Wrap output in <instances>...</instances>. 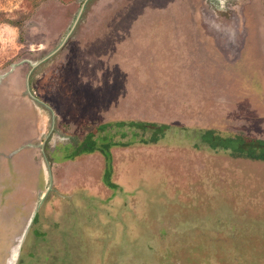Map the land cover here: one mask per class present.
<instances>
[{
    "label": "rangeland",
    "instance_id": "374dc122",
    "mask_svg": "<svg viewBox=\"0 0 264 264\" xmlns=\"http://www.w3.org/2000/svg\"><path fill=\"white\" fill-rule=\"evenodd\" d=\"M0 96V264H264V0H0Z\"/></svg>",
    "mask_w": 264,
    "mask_h": 264
},
{
    "label": "trees",
    "instance_id": "16d2710c",
    "mask_svg": "<svg viewBox=\"0 0 264 264\" xmlns=\"http://www.w3.org/2000/svg\"><path fill=\"white\" fill-rule=\"evenodd\" d=\"M163 126V125H161ZM107 127V128H106ZM118 127H122L124 129H142L145 130L147 128L149 129H157L160 126L154 123H141V122H135V121H129V122H115V123H108L107 125H101L96 128V138L94 137V140H92V133L88 137H85V140L87 141V147L85 149L83 148L81 150V153H92L94 150H97L100 152L104 158L105 161V167H106V177L108 178V172H110L111 167V153L110 148L113 146L122 145L118 141H113L109 135L106 137H100L101 131L108 133L112 129H117ZM205 132V136L203 137V140L211 147H218V145L228 147L231 149L229 152L230 156L234 157H244L251 160H260L264 161V141L260 139H253V138H246L239 135H230L225 138H221L218 140L216 135L212 132ZM124 136V134H122ZM208 137H210L208 139ZM246 139V140H245ZM98 140L100 141L98 144ZM243 140V142H241ZM245 140V141H244ZM218 144V145H217ZM98 148V149H96ZM64 159H67L64 157Z\"/></svg>",
    "mask_w": 264,
    "mask_h": 264
},
{
    "label": "flooded vegetation",
    "instance_id": "af4514ba",
    "mask_svg": "<svg viewBox=\"0 0 264 264\" xmlns=\"http://www.w3.org/2000/svg\"><path fill=\"white\" fill-rule=\"evenodd\" d=\"M1 97V96H0ZM0 100H1V98H0ZM36 100V98H34V97H32V98H27V101L29 102V104H31V109H35L36 110V104H35V101ZM34 112V111H33ZM35 113V112H34ZM23 117V116H22ZM31 117V116H30ZM30 117H28V118H26V119H24V121L26 122V124L28 125V124H30L31 123V128H32V121H31V118ZM31 134V133H30ZM32 140H36V133L33 131V134L32 135H30V137L27 139V141L25 142V143H23V147H33L34 149H36L35 147L36 146H31V145H34V144H31L30 143V141H32ZM44 143H45V137H44V142L43 141H39V145L40 146H42L43 147V145H44ZM36 144V143H35ZM24 228V227H23ZM11 258H9V262H8V264H14V260L12 261V260H10Z\"/></svg>",
    "mask_w": 264,
    "mask_h": 264
},
{
    "label": "bare ground",
    "instance_id": "6f19581e",
    "mask_svg": "<svg viewBox=\"0 0 264 264\" xmlns=\"http://www.w3.org/2000/svg\"><path fill=\"white\" fill-rule=\"evenodd\" d=\"M16 250H15V253H12L11 255V260L13 261V258L15 259V255H17V246H15Z\"/></svg>",
    "mask_w": 264,
    "mask_h": 264
},
{
    "label": "water",
    "instance_id": "95a60500",
    "mask_svg": "<svg viewBox=\"0 0 264 264\" xmlns=\"http://www.w3.org/2000/svg\"><path fill=\"white\" fill-rule=\"evenodd\" d=\"M22 237H23V235H22ZM22 237H21V239H20V242H19L18 245H17V252H18V250H19V248H20V246H21Z\"/></svg>",
    "mask_w": 264,
    "mask_h": 264
}]
</instances>
